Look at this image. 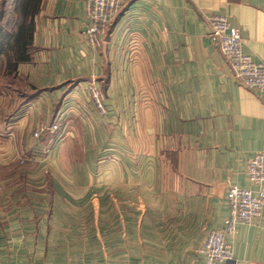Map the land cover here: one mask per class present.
I'll use <instances>...</instances> for the list:
<instances>
[{
  "label": "crops",
  "instance_id": "0c3cea01",
  "mask_svg": "<svg viewBox=\"0 0 264 264\" xmlns=\"http://www.w3.org/2000/svg\"><path fill=\"white\" fill-rule=\"evenodd\" d=\"M15 1L35 24L0 86V264H189L223 228L228 188L258 189L248 162L264 150V93L235 77L209 18L264 62V0H123L98 48L87 0ZM228 240L217 264H264V208Z\"/></svg>",
  "mask_w": 264,
  "mask_h": 264
},
{
  "label": "built area",
  "instance_id": "2783aa9c",
  "mask_svg": "<svg viewBox=\"0 0 264 264\" xmlns=\"http://www.w3.org/2000/svg\"><path fill=\"white\" fill-rule=\"evenodd\" d=\"M123 0H87L86 11L89 22L85 28L89 46L98 48L102 36L119 13ZM209 37L225 55L235 77L251 90L264 93V62L253 60L243 50V37L238 25L233 24L224 14H213L209 18ZM87 90L101 113L106 112L105 96L93 79ZM62 121L40 123L33 131L35 137L55 134L60 131ZM45 148L44 152L49 153ZM26 158L21 159L25 163ZM248 177L258 186L257 190L231 185L227 191L229 214L222 229L212 230L204 243L197 249V257L189 264H217L232 260L233 245L228 237H233L239 223H250L264 208V150L258 151L248 162ZM110 264V263H108Z\"/></svg>",
  "mask_w": 264,
  "mask_h": 264
},
{
  "label": "trees",
  "instance_id": "16d2710c",
  "mask_svg": "<svg viewBox=\"0 0 264 264\" xmlns=\"http://www.w3.org/2000/svg\"><path fill=\"white\" fill-rule=\"evenodd\" d=\"M8 0H0V56L6 55L5 71L14 75L15 69L19 62L29 60L34 28V17L29 16L25 11L23 21L18 27L13 43L6 48L5 39L8 37L6 27L1 24V20L5 15V6ZM26 9V5H25ZM9 51H12L9 52ZM7 68V69H6Z\"/></svg>",
  "mask_w": 264,
  "mask_h": 264
},
{
  "label": "rangeland",
  "instance_id": "374dc122",
  "mask_svg": "<svg viewBox=\"0 0 264 264\" xmlns=\"http://www.w3.org/2000/svg\"><path fill=\"white\" fill-rule=\"evenodd\" d=\"M19 6L17 5V1L15 0H8L5 6V15L1 20V24L6 27L7 38L5 39V47L8 48L9 44L11 45L14 41V37L16 32L18 31V27L23 21V17L19 12ZM12 53V51H9ZM5 62H6V55L2 54L0 56V86L2 83L8 84L11 83L13 76L9 69L5 71ZM7 69V68H6Z\"/></svg>",
  "mask_w": 264,
  "mask_h": 264
}]
</instances>
